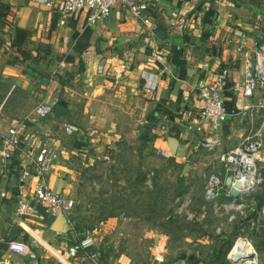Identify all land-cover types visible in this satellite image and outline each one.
<instances>
[{"label":"crops","instance_id":"1","mask_svg":"<svg viewBox=\"0 0 264 264\" xmlns=\"http://www.w3.org/2000/svg\"><path fill=\"white\" fill-rule=\"evenodd\" d=\"M43 1L49 0H0V113L5 119H27L23 145L37 147L45 138L53 142L58 159L47 175L48 184L53 192L74 200L80 174L61 156L69 152L61 140L77 133L67 134L66 127L85 132L93 154L110 152L116 156L128 149L148 155L153 151L183 163L187 150L208 132L203 123L199 124L203 131L197 132L195 120L183 114L184 98L188 109L200 107L197 84H210L227 69L225 103L229 109L241 106L235 89L243 81L244 59L252 57L255 43L264 44V0H156L147 12L155 41L145 40L148 29L118 5L107 19L88 26L87 10L61 14ZM17 30L25 35L19 37ZM258 97L256 92L243 103H255ZM40 103L52 107L44 119L32 115ZM233 123L237 121L229 117L217 131L223 143L202 174L218 153L241 141L224 143V127ZM9 126L8 121L0 124L1 129ZM246 126L240 139L251 128L248 123ZM230 131L228 139L234 135V130ZM18 186L13 167L7 174L0 170V192H4L0 199V259L8 257L5 241L20 240L35 250L37 259L10 256L14 263L58 264L67 257L73 234L68 228L54 229L57 218L42 209L30 217L17 216ZM203 200L212 208L204 193ZM237 235L236 231L234 238ZM96 237L104 264L131 262L116 250L109 257L103 256L104 247L109 249L110 245L104 244L99 234ZM185 240L189 243L187 237ZM189 254L188 250L187 257ZM181 262L189 264L185 260L173 264ZM168 263L165 258L164 264Z\"/></svg>","mask_w":264,"mask_h":264},{"label":"rangeland","instance_id":"2","mask_svg":"<svg viewBox=\"0 0 264 264\" xmlns=\"http://www.w3.org/2000/svg\"><path fill=\"white\" fill-rule=\"evenodd\" d=\"M3 117L0 113L1 125L5 121L10 126L20 122L28 124L26 118ZM253 122L264 125V114H258ZM247 123L248 120L243 124L237 122L225 126L224 143L241 140L240 135L247 130ZM75 129L77 136L61 140L69 148V152L64 151L61 156L80 174L79 193L75 197L76 225L82 235L94 232L102 237L104 244L110 245L109 249L104 247L103 256L109 257L116 250L131 259L129 264H151L157 254L169 260L168 264L181 260L189 264H224L241 224L246 227L245 237L258 252L260 264H264V178L257 177L255 191L247 203L251 208H248L246 218L238 217L236 222L226 224V218L214 216L212 208L203 200L202 169L216 151L208 153L200 143L196 144L187 150V160L183 163H176L172 157L153 151L148 155L128 149L116 156L110 152L93 154L89 150L88 135ZM230 129L234 130V135L228 139ZM257 167L259 171L264 170V148ZM187 194H190L191 203L186 210L193 213V220H187L184 213L177 212ZM248 221L255 222L258 228L251 230ZM221 222L224 228L217 235L216 228ZM207 239V243H199ZM11 257L18 259L15 255ZM57 263L72 264V261L64 257Z\"/></svg>","mask_w":264,"mask_h":264},{"label":"built area","instance_id":"3","mask_svg":"<svg viewBox=\"0 0 264 264\" xmlns=\"http://www.w3.org/2000/svg\"><path fill=\"white\" fill-rule=\"evenodd\" d=\"M156 0H49L43 1L45 6L55 8L61 14H70L80 10H87V23L92 26L100 20L107 19L115 6L130 12L147 29L145 37L147 41H155L154 28H151V18L147 14L151 3ZM9 44V43H8ZM252 57L244 59V73L241 87H237L238 95L242 100L241 106L229 109L225 103L224 92L229 85V72L222 69L215 80L210 83L199 82L195 88L196 101L200 107L192 105L191 109L185 107L186 117L195 120L194 126L197 132H201L200 123L208 126V132L201 140V148L208 152H215L220 146V137L217 131L231 117L238 123L243 124L248 120L250 130L244 134L239 144L229 150L218 153L216 159L209 164L204 177V199L212 204L213 214L216 217L226 215V224L234 223L237 218L245 219V214L251 208L249 198L255 191L258 170V160L261 150L264 148V125L254 126V118L259 112H264V44H254ZM179 49V48H177ZM237 50L242 52V47ZM259 94L255 103H245ZM243 100H246L243 103ZM52 113V107L45 103L38 104L32 111L37 119H44ZM24 123H15L5 129L0 128V170L7 174L11 167L17 173L18 192L15 213L19 217H30L42 209L52 218H63L68 230L75 238L72 244L67 246V257L76 264H104L100 257V244L96 234L86 232L82 235L76 230L75 214L76 201L63 193L53 192L50 188L47 175L54 169L55 161L58 159V151L53 142L45 138L35 146L23 145L25 133ZM163 129V128H162ZM76 129L72 126L65 128L67 134ZM17 165L13 166V160ZM231 180L230 186L226 184ZM231 188L238 192L235 197L231 194ZM4 192H0V199ZM187 194L182 207L178 213H184L187 220H193L192 212L186 210L191 203ZM220 202V203H219ZM253 210V209H252ZM264 216V209L262 210ZM251 230L258 228L255 222L248 221ZM224 223L216 228V234L223 231ZM238 235L234 238L232 245L226 254L228 264H260L259 255L254 244L245 237L246 227L239 225ZM7 258L0 259V264H16L11 261L10 256L17 255L26 260H36L35 250L26 242L20 240H9L4 242ZM153 261L156 264H164L163 255L157 254ZM24 264V263H21Z\"/></svg>","mask_w":264,"mask_h":264},{"label":"water","instance_id":"4","mask_svg":"<svg viewBox=\"0 0 264 264\" xmlns=\"http://www.w3.org/2000/svg\"><path fill=\"white\" fill-rule=\"evenodd\" d=\"M173 143L175 144V140H173ZM170 147H171L172 149H175V145H173V144H171V143H170ZM260 177H261V178H264V170H260ZM226 184H227L228 186H230V184H231V180L228 179L227 182H226ZM230 192H231V194H232L233 196H235V197L238 196V192H237L235 189L231 188ZM53 228H54V229L56 228L57 231H58V230H59V231H62V230L67 229V226H66V224H65V220H64L63 218H57V220L55 221V223H54V225H53ZM180 264H185V263H184V262H181Z\"/></svg>","mask_w":264,"mask_h":264},{"label":"trees","instance_id":"5","mask_svg":"<svg viewBox=\"0 0 264 264\" xmlns=\"http://www.w3.org/2000/svg\"><path fill=\"white\" fill-rule=\"evenodd\" d=\"M4 8V7H3ZM16 34L19 36V37H23L25 34L20 31V30H17L16 31ZM27 57V56H26ZM76 230L79 232V233H82V231H80L78 228H77V225H76Z\"/></svg>","mask_w":264,"mask_h":264}]
</instances>
